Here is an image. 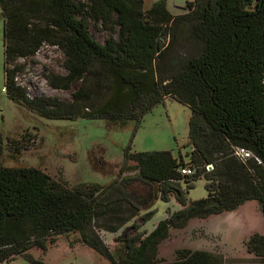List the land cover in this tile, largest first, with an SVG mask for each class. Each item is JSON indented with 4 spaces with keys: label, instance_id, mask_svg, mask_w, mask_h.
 Returning a JSON list of instances; mask_svg holds the SVG:
<instances>
[{
    "label": "trees",
    "instance_id": "16d2710c",
    "mask_svg": "<svg viewBox=\"0 0 264 264\" xmlns=\"http://www.w3.org/2000/svg\"><path fill=\"white\" fill-rule=\"evenodd\" d=\"M143 5L144 0H0L4 91L14 103L48 120H135L138 126L167 99L192 111L188 161L168 151L129 148L108 187L69 188L41 169L0 167V263L23 256L45 264L33 251L77 236V243L110 264H223L220 255L203 250H178L169 262L159 257V247L190 220L234 212L248 202H257L264 216V0H194L178 15L165 0L147 11ZM92 25L109 33L103 42ZM182 33L200 45L197 52L177 51ZM44 45L64 55L65 74L51 70L46 81L54 90L76 86L69 100L30 96L17 80L25 61ZM237 149L253 156L243 160ZM3 150L0 141V155ZM187 165L194 175L181 174ZM132 171L135 176L125 175ZM202 177L207 196L188 201L187 191ZM170 197L181 209L168 212L151 233L142 231L156 201ZM124 227L115 238L121 249L112 252L100 233ZM245 247L264 264V232L249 236Z\"/></svg>",
    "mask_w": 264,
    "mask_h": 264
},
{
    "label": "rangeland",
    "instance_id": "374dc122",
    "mask_svg": "<svg viewBox=\"0 0 264 264\" xmlns=\"http://www.w3.org/2000/svg\"><path fill=\"white\" fill-rule=\"evenodd\" d=\"M161 0H144L143 9H151ZM172 15L181 13V8L194 0H165ZM4 19L0 13V141L4 148L0 155V167L13 169L37 168L46 172L53 180L69 188L78 185L110 186L120 173L125 161V153L131 148L133 153L171 152L188 161L191 148L189 141V121L192 111L186 105L167 99L147 114L138 126L135 120L125 124H115L107 120H48L30 112L26 107L10 100L4 91ZM94 37L103 42L108 32L98 26H91ZM188 33L181 34L177 51L197 52L200 45L187 41ZM169 38L166 40V44ZM64 55L56 47L44 45L37 55L25 61V71L19 75V84L30 96L46 95L69 100L76 90L52 89L46 77L49 71L65 74ZM23 61H21L22 63ZM19 149H16V148ZM134 165V163H131ZM137 172L125 175L135 176ZM206 180L202 177L187 191L188 201H197L207 196ZM182 188L186 190L183 183ZM181 209L174 197L168 202L156 201L152 207L154 215L143 226L142 231L151 233L168 217V212ZM129 223L126 227L130 226ZM116 234L102 232V240L112 252L121 249ZM264 232V216L257 202H248L239 210L207 219H192L183 229L173 230L171 237L159 247V257L173 261L178 250H203L220 255L223 264H263L246 251L245 242L254 233ZM77 236L62 237L55 246L45 252L33 251L45 264H110L90 248L76 242ZM0 264H32L21 256L11 262Z\"/></svg>",
    "mask_w": 264,
    "mask_h": 264
},
{
    "label": "built area",
    "instance_id": "2783aa9c",
    "mask_svg": "<svg viewBox=\"0 0 264 264\" xmlns=\"http://www.w3.org/2000/svg\"><path fill=\"white\" fill-rule=\"evenodd\" d=\"M236 156H238L241 159L245 160V159L251 158L253 155H252V153H250L249 151H247L245 149H237ZM209 168H212V166H209L208 170H209ZM180 172H181L182 175L192 176V175L195 174L196 169L193 166H191V165H187L184 168H182L180 170Z\"/></svg>",
    "mask_w": 264,
    "mask_h": 264
},
{
    "label": "water",
    "instance_id": "95a60500",
    "mask_svg": "<svg viewBox=\"0 0 264 264\" xmlns=\"http://www.w3.org/2000/svg\"><path fill=\"white\" fill-rule=\"evenodd\" d=\"M209 170H212V168H209Z\"/></svg>",
    "mask_w": 264,
    "mask_h": 264
},
{
    "label": "crops",
    "instance_id": "0c3cea01",
    "mask_svg": "<svg viewBox=\"0 0 264 264\" xmlns=\"http://www.w3.org/2000/svg\"><path fill=\"white\" fill-rule=\"evenodd\" d=\"M247 204V203H246Z\"/></svg>",
    "mask_w": 264,
    "mask_h": 264
}]
</instances>
